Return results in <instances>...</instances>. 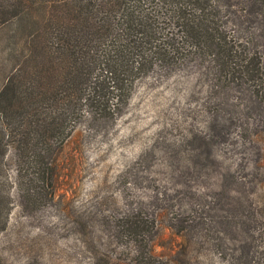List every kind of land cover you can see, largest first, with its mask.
Returning <instances> with one entry per match:
<instances>
[{
  "label": "rangeland",
  "instance_id": "374dc122",
  "mask_svg": "<svg viewBox=\"0 0 264 264\" xmlns=\"http://www.w3.org/2000/svg\"><path fill=\"white\" fill-rule=\"evenodd\" d=\"M239 21L220 19L264 67L257 25ZM176 38L74 125L50 158L52 197L26 203L15 184L0 264H264V113Z\"/></svg>",
  "mask_w": 264,
  "mask_h": 264
},
{
  "label": "trees",
  "instance_id": "16d2710c",
  "mask_svg": "<svg viewBox=\"0 0 264 264\" xmlns=\"http://www.w3.org/2000/svg\"><path fill=\"white\" fill-rule=\"evenodd\" d=\"M231 12L264 38V0H0V230L16 183L26 203L52 197L53 153L86 111L105 115L152 45L165 60L180 35L205 77L246 83L251 111L264 113L263 62L226 35Z\"/></svg>",
  "mask_w": 264,
  "mask_h": 264
}]
</instances>
